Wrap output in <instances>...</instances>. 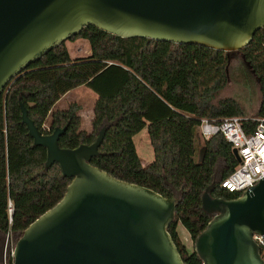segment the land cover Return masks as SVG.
I'll return each instance as SVG.
<instances>
[{
	"label": "trees",
	"instance_id": "trees-1",
	"mask_svg": "<svg viewBox=\"0 0 264 264\" xmlns=\"http://www.w3.org/2000/svg\"><path fill=\"white\" fill-rule=\"evenodd\" d=\"M82 38L90 44V55L74 59L67 41L63 42L14 77L0 97V232H22L63 198L71 182L62 176L58 163L48 173H40L47 150L34 146L22 123L18 105L22 97L30 117L44 133L68 125L59 140L61 147L92 143L100 127L112 123L101 154L91 163L168 198L179 192L182 200L169 232L185 264H203L179 228L183 227L194 244L212 219L202 208V195L217 178L219 160L226 165L219 180L239 161L223 134L205 140L198 126L203 117L246 116L234 98L214 101L228 82L227 65L234 52L245 55L256 71L262 102L255 117L264 116V28L247 47L230 53L199 44L119 37L92 25L70 40ZM83 85L97 94L90 130L83 127L80 103L56 107L66 93ZM256 123L245 121L246 129L253 131ZM145 129L155 155L149 164L143 163L134 141ZM219 180L215 197L240 196L222 189Z\"/></svg>",
	"mask_w": 264,
	"mask_h": 264
},
{
	"label": "water",
	"instance_id": "water-1",
	"mask_svg": "<svg viewBox=\"0 0 264 264\" xmlns=\"http://www.w3.org/2000/svg\"><path fill=\"white\" fill-rule=\"evenodd\" d=\"M90 25L119 37L230 53L264 28V0H0V97L31 63ZM229 64L230 58L227 75ZM18 105L34 146L47 150L40 173L58 163L71 182L58 203L18 233L13 264H185L169 232L181 194L165 197L91 163L112 123L100 127L94 142L66 148L59 140L68 125L44 133L22 97ZM216 185L214 178L202 195L212 219L195 239V252L203 264H264L253 239L255 232L264 236V177L232 199L215 197Z\"/></svg>",
	"mask_w": 264,
	"mask_h": 264
},
{
	"label": "rangeland",
	"instance_id": "rangeland-1",
	"mask_svg": "<svg viewBox=\"0 0 264 264\" xmlns=\"http://www.w3.org/2000/svg\"><path fill=\"white\" fill-rule=\"evenodd\" d=\"M67 44L70 53L74 58L86 57L88 55L87 49L90 47L88 40L83 38L76 41L68 40ZM224 98L236 99L242 107L244 115L247 117H255L259 112L262 102L259 83L248 70L241 54L237 52H234L231 55L230 64L228 66V82L226 86L217 93L214 101L218 102ZM96 99L97 94L89 87L83 85L70 90L58 101L56 106L58 108H66L70 103H80L82 105L80 113L84 121V127L90 128ZM134 141L143 163L149 164L153 162L155 159L154 149L147 129L135 135ZM225 166L224 160H219L216 166L217 180H219V176ZM179 229L189 249H193L194 244L189 235L183 227H180ZM18 238V233L9 234L0 232V262L2 261L4 252L12 243L16 244Z\"/></svg>",
	"mask_w": 264,
	"mask_h": 264
},
{
	"label": "built area",
	"instance_id": "built-area-1",
	"mask_svg": "<svg viewBox=\"0 0 264 264\" xmlns=\"http://www.w3.org/2000/svg\"><path fill=\"white\" fill-rule=\"evenodd\" d=\"M251 120L257 123L253 131H248L245 121ZM44 128L49 129L46 124ZM198 130L205 140H209L216 134H223L231 143L232 149H237L241 157L235 169L218 181L222 189L242 195L250 186H254L264 177V116H231L223 119L203 117ZM9 209L12 213V201H9ZM253 239L258 244L260 256L264 260V236L255 232ZM14 247L15 244L12 243L4 252L2 264H13Z\"/></svg>",
	"mask_w": 264,
	"mask_h": 264
},
{
	"label": "crops",
	"instance_id": "crops-1",
	"mask_svg": "<svg viewBox=\"0 0 264 264\" xmlns=\"http://www.w3.org/2000/svg\"><path fill=\"white\" fill-rule=\"evenodd\" d=\"M77 40H78V39H77ZM75 41H76V40H75ZM67 45H68V44H67ZM87 50H88L87 54L90 55V53H91V48L89 47ZM69 51H70V50H69ZM70 54H71V53H70ZM88 55H87V56H88ZM71 56H72V55H71ZM72 58H74V57L72 56ZM75 58H76V57H75ZM75 58H74V59H75ZM66 94H67V93H66ZM66 94H65V95H66ZM65 95H64V96H65ZM64 96H63V97H64ZM56 107H57V106H56ZM66 108H67V107H66ZM61 109H65V108H61ZM92 119H93V118H92ZM91 121H92V120H91ZM83 127H84V121H83ZM84 128H86L87 130H90V129H91V127H90V128L84 127Z\"/></svg>",
	"mask_w": 264,
	"mask_h": 264
},
{
	"label": "flooded vegetation",
	"instance_id": "flooded-vegetation-1",
	"mask_svg": "<svg viewBox=\"0 0 264 264\" xmlns=\"http://www.w3.org/2000/svg\"><path fill=\"white\" fill-rule=\"evenodd\" d=\"M230 60H231V57H230Z\"/></svg>",
	"mask_w": 264,
	"mask_h": 264
}]
</instances>
